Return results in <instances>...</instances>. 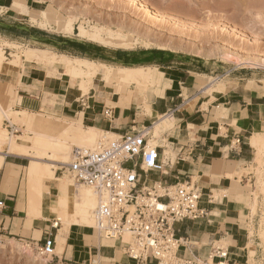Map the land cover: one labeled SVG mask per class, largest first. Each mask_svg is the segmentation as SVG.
<instances>
[{
	"label": "crops",
	"instance_id": "1",
	"mask_svg": "<svg viewBox=\"0 0 264 264\" xmlns=\"http://www.w3.org/2000/svg\"><path fill=\"white\" fill-rule=\"evenodd\" d=\"M16 1L21 3L0 0L1 26L17 27L26 20L27 15L15 9ZM21 8L29 13L41 10L26 3ZM7 32L0 28L1 38L9 41ZM28 36L30 42L67 56L86 58L93 49L82 40L56 41L38 32H29ZM114 60L156 66H145L151 71L148 87L109 88L105 95L102 84L97 83L87 96L77 98L69 92V81L62 76L63 64L44 66L24 61L17 72L20 76L11 68L0 75V100L5 106L14 100L16 110L47 112L75 127L96 128L116 136L157 126L153 132L160 133L154 136L151 132L148 139L157 142L163 167L147 174L148 183L174 185L191 179L201 189L199 207L206 214L177 224L179 235L188 240L179 255L207 258L212 246L220 242L227 247L229 259L237 264L251 251L256 256L262 249L256 225L258 209L253 214L254 197L247 189L256 174L245 171L256 166L258 150L264 148V73H238L229 79L223 76L204 83L185 70L157 62L156 57L116 50ZM106 82L110 81L105 79L103 85ZM145 92L148 101L142 103L138 94ZM107 108L110 116L104 114ZM26 159L29 158L8 154L0 166V201L4 203L0 209V238L36 239L39 244L47 235L57 238L58 228L53 227V219L43 220L39 227L25 210L19 209L21 196L27 206V195L20 185L22 172L25 176L29 164ZM50 193L55 196L59 190L51 186ZM53 201L52 198L51 204ZM54 258L58 264H158L152 258L144 262L130 258L124 246L82 224L69 227L63 251Z\"/></svg>",
	"mask_w": 264,
	"mask_h": 264
},
{
	"label": "rangeland",
	"instance_id": "2",
	"mask_svg": "<svg viewBox=\"0 0 264 264\" xmlns=\"http://www.w3.org/2000/svg\"><path fill=\"white\" fill-rule=\"evenodd\" d=\"M19 1L21 3L16 1L14 7L16 10L27 15L25 18L26 20L19 23L17 27H5L0 25L3 31H8L6 35H8L9 41L0 36V49L4 51L6 57L5 62L13 59L15 55H20L22 56L20 64L23 65V62L26 61L27 58L26 54L31 49L43 48L40 43L29 41V38H27L29 37V32H38L39 36L51 38L56 41H60L64 38L65 40H67V38L82 40L93 45V49L89 51L86 58L60 54L56 52V49L47 46L43 49L71 58L78 73L76 74L77 78L89 80L93 88H96L98 84H102V90L105 92V95L108 93L107 91L109 88L119 90L125 86L133 90L132 86L136 85L134 86L135 88L144 90L148 87L145 84L119 82L116 80L120 76L117 68L120 64L114 60L116 50L135 53V56L156 57L157 62L164 63L165 66L185 70L191 74L192 77H196V79L204 83H213L215 78L223 76L229 79L234 75L238 76V73H264V0H141L144 3L146 2L147 4L167 11L173 18V24L164 22L161 16L156 15L153 11L146 10V8L138 4L136 0ZM25 3L33 8L46 10L48 13L47 19H43V16H41L39 12H23L21 7L25 5ZM66 23L71 24H69V27H72V29H69L71 31L68 30L69 27L67 30L64 28L65 26L67 27V25H65ZM80 26L87 30V36L81 35V32L79 33L81 29ZM28 28H30V31ZM109 31L120 33L121 36L127 40L129 46L116 47L115 45H104L102 40H93L91 37L92 33L100 34L104 38ZM25 32H27V34H25ZM17 36L24 37V39L17 38ZM89 37H91L92 40ZM161 44L170 45L174 49L170 48L172 50L169 51L159 50L158 47ZM224 44L230 45L232 51L238 54H235L236 56L242 58L249 57V59L251 58L250 60L256 64H254V66L249 64L235 65L223 61L220 56V48H222ZM93 50L96 51V54H94ZM60 51L62 50L60 49ZM212 52L213 54L211 55L210 53ZM10 53L12 55L11 57ZM84 60L88 61L90 69H85L86 65ZM101 62L105 63L107 66H103ZM49 64L56 63L49 61L48 65ZM38 65H41V63ZM43 65L45 66V64ZM123 65H142L141 67L143 69L141 67L139 69L143 70L141 71L142 73L148 71L147 69L149 67L146 68L145 66L156 68V66L152 64L145 65L142 62H133L132 64L126 61L123 62ZM8 67L11 68L10 66ZM108 71L111 81L103 85L102 82L106 79L105 73ZM218 88L221 89L219 86ZM212 89L213 88H211L209 92H211ZM76 97L80 98L83 96ZM138 99L142 103H144V101L147 102L148 93L147 95L146 92L144 94L139 93ZM39 113L45 116L56 117L47 112ZM1 122L0 128L5 129L8 134L11 132L16 136L21 135L25 141L32 140L30 137L34 135L33 131L27 130L22 124L12 126L5 118H3ZM65 124L73 125V123L70 122H65ZM9 125L12 128H10ZM159 133L152 132L151 134L157 136ZM104 135H106L105 131L99 132L95 143H98ZM106 136L108 138L115 137L112 135V137ZM153 145H157V142L154 141ZM2 158L3 156H0V159ZM28 158L29 159H26L25 162L26 165L29 163L25 168V176L23 171L20 177V185L22 186L23 184V188L28 166L33 162L30 157ZM256 160V166L251 167L245 172H253V174H256L254 181L248 185L247 189L249 195L254 197V202L251 205L253 214H255L258 209L256 225L259 227L262 249L256 256L254 251H251L247 258L242 260L240 264H264L263 147H260L258 150ZM58 171V175H56L60 177L63 182H65V177L72 179L68 172H66V175L69 177L63 176L65 172L59 167ZM71 183H75L76 185L74 187L78 189L81 186L87 187L82 184L79 186L74 180L73 182L71 181ZM24 192H26L28 196L27 190ZM29 219L39 227L43 226V219L39 216L29 217ZM48 224L50 225L51 223L48 222ZM73 224L77 225L78 223L72 222L71 225ZM86 227L94 229V224L93 226ZM251 227L253 230V224H251ZM128 235V239L122 237V240L118 239L115 240V242L124 246L122 242H131V235ZM11 239L12 238H0V264H42V258H48L49 264H58L53 255L47 256L42 254L40 250L41 242L37 244L36 239ZM25 248H32L33 254H31V256L26 255L24 252L26 250ZM38 257L40 260H35L38 259Z\"/></svg>",
	"mask_w": 264,
	"mask_h": 264
},
{
	"label": "built area",
	"instance_id": "3",
	"mask_svg": "<svg viewBox=\"0 0 264 264\" xmlns=\"http://www.w3.org/2000/svg\"><path fill=\"white\" fill-rule=\"evenodd\" d=\"M104 114L110 116V108ZM148 135L146 129L115 138L104 135L97 146L76 149L70 162L61 165L77 184L96 192V232L114 241L130 234L131 242L122 244L125 253L139 262L152 258L158 264H237L220 242L207 258L179 255L188 240L179 235L177 224L205 217L199 207L202 192L191 179L174 185L148 183L147 174L163 167L159 147ZM55 248L56 236L47 235L41 242L42 254L55 256Z\"/></svg>",
	"mask_w": 264,
	"mask_h": 264
},
{
	"label": "bare ground",
	"instance_id": "4",
	"mask_svg": "<svg viewBox=\"0 0 264 264\" xmlns=\"http://www.w3.org/2000/svg\"><path fill=\"white\" fill-rule=\"evenodd\" d=\"M136 1L138 4L144 6L146 10L153 11L156 15L161 16L164 22L173 24V18L167 11H164L151 4H147L146 2L144 3L141 0ZM39 13L41 16H43V19H47L48 13L46 10H40ZM32 19L36 20L35 18ZM69 24L70 23L65 24L67 25V27H64L66 30L69 27ZM70 27L68 30L72 29V27ZM81 27L82 26H80V28ZM80 32L81 35L87 36L88 34L87 30L84 28H81L79 33ZM91 37L93 40H102L104 45H115L116 47L129 46L127 40L123 38L120 33H115L113 31H109L107 36L104 38L100 34L92 33ZM170 48L174 49L170 45L164 44H161L158 47L159 50L163 51L172 50ZM220 51L222 60L226 61L227 63H233L235 65L249 64L251 66L256 64L250 60L251 58L249 59V57L242 58L236 56L235 54L237 53H234L232 51V47L230 48V45L228 44H224L222 48H220ZM210 54L212 55L213 52ZM11 56L12 55L10 53V57ZM26 56V61L28 60V62L33 64L41 63L45 64L46 66L48 65L49 61H53L56 64L63 63L65 71L63 72L62 76H64L69 81L70 86L68 89L71 94L84 97L87 96L91 90H94L89 80L77 78L76 74L78 73L71 58L45 50L43 48L31 49L26 54ZM5 58L4 51L0 49V75L9 68L8 66H10L15 73L18 72L20 67H23V65L20 64L22 61V56L15 55V57L8 62H5ZM84 63L86 65L85 69H90L88 61L84 60ZM101 64L103 66H107L103 62H101ZM119 64L120 65L117 68L119 70L120 76L116 80L119 82H135L137 84H145L146 86L148 85L150 77L149 69H147V72L142 73V65L124 66L123 62H119ZM140 67L142 68L141 70H139ZM17 74L20 76L19 73ZM105 77L106 80L111 81L109 71L105 73ZM14 98H16V95ZM14 104L15 103L13 100L11 105L5 106L0 100V124L2 123L1 121L3 118H5L6 121L11 123L10 125L15 126L16 124H22L27 130L33 131L34 135L30 137L32 139L31 141H25L21 135L16 136L11 132L9 135L5 129L0 128V156H3V158L0 159V166L3 165L5 156L8 154L26 156L33 160L31 165L28 166L25 185L23 188L24 191L27 190L28 192L26 200L27 207L25 209L23 196H21L22 204L19 206V209L25 210L29 217L39 216L43 220H54L53 224L58 228V235L56 238L58 246H56L57 248H55L53 253L60 255L63 251V246L66 241L68 228L72 222L82 224L84 226H93V213L98 205V200L97 194L92 188H88V186H81L82 188L79 187L78 189L74 187L76 185L75 183H71V181L73 182L71 178L69 179L65 177V182H63L62 179L56 175L58 167L60 168L61 165L70 162L76 149L97 146L101 140H99L98 143H95L96 138L99 132L102 131H99L96 128H88L84 130L81 125L78 127H75L74 124L66 125L65 121H63L61 118L53 116L51 117L48 115L45 116L43 114L29 112L27 110H16L13 108ZM157 128V126H154L153 129H148V132H155L157 131ZM106 135L110 137H116V135L108 132H106ZM66 172L67 171H65L63 176H67ZM51 186L58 188L59 193L57 195L53 196L50 193ZM52 198H54V203L51 204L50 201ZM123 238L128 239V233L125 234ZM25 249L26 250L24 252L26 255L31 256V254H33L32 248ZM35 260L39 261L40 259L38 257V259ZM41 263L49 264V259L42 258Z\"/></svg>",
	"mask_w": 264,
	"mask_h": 264
}]
</instances>
